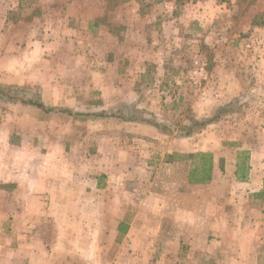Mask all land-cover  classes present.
<instances>
[{"label":"rangeland","instance_id":"1","mask_svg":"<svg viewBox=\"0 0 264 264\" xmlns=\"http://www.w3.org/2000/svg\"><path fill=\"white\" fill-rule=\"evenodd\" d=\"M262 18L264 0H0V87L57 110L0 98V177L28 169L36 194L45 196L42 179L46 195L62 189L70 231L112 230L130 205L129 236L80 234L74 244L63 234L69 264H130L125 253L131 264H192V195L214 207L243 192L244 169L229 167L246 163L241 148L264 145ZM121 106L122 117L162 126L93 116ZM203 154L217 170L200 188L189 173ZM92 200L116 210L94 215ZM162 247L171 256L161 259Z\"/></svg>","mask_w":264,"mask_h":264},{"label":"crops","instance_id":"2","mask_svg":"<svg viewBox=\"0 0 264 264\" xmlns=\"http://www.w3.org/2000/svg\"><path fill=\"white\" fill-rule=\"evenodd\" d=\"M237 154L244 155L246 163L233 162V167L229 168L233 176L240 166L244 169L240 182H236L243 192L221 196L222 199L218 200L220 204L214 207L210 195H192V264H209L212 258L216 264H264V145L243 147ZM27 170H18L12 179L4 178L3 174L0 177V264H69L68 248L62 246L69 233L75 234V240L72 239L74 244L79 243L80 234L98 235L99 240V235L105 233L113 239L118 234L124 237L133 234L134 228L128 227L125 221L130 211L127 202L120 209L121 219L112 230L98 226L86 231L84 227L76 225L70 231L68 225L61 226L60 218L67 216V211L65 203L58 199L63 196L56 194L62 189L55 188L46 195V181L42 179L40 187L45 196L36 194L34 186L38 185L27 177ZM216 170L212 163L210 180L196 186L205 188L214 179ZM21 171L25 174L23 179L20 178L23 176ZM48 182L53 185L52 180ZM54 184L56 187L62 185L57 181ZM85 202V198L76 201L77 211L84 212ZM91 208L97 216H101V212L116 210L112 204L106 207L100 200H92ZM139 232L144 233L142 229ZM63 234L66 236L64 241ZM116 246L114 242L112 248ZM120 246L134 249L126 243ZM96 248L101 250V243H96ZM54 250L58 252L57 256L53 254ZM230 250L234 255L229 257ZM161 253V259L171 256L165 247H162ZM145 257L151 256L145 253ZM124 258L131 264L132 255L125 253ZM225 258L234 261H224ZM74 262L86 264L84 258L82 261L75 259ZM99 262V258L94 257L87 263L101 264Z\"/></svg>","mask_w":264,"mask_h":264},{"label":"trees","instance_id":"3","mask_svg":"<svg viewBox=\"0 0 264 264\" xmlns=\"http://www.w3.org/2000/svg\"><path fill=\"white\" fill-rule=\"evenodd\" d=\"M264 25V18H262V20L255 24V26H263ZM0 98L8 100L10 102H19L23 105L26 106H32L38 110H41L43 113L48 114L51 112H55L57 110H53L52 108H47L45 107L42 103L38 102V101H34L32 99L29 98H24L23 96L17 95L16 92H12L10 89H5L0 87ZM225 109V108H224ZM224 109H221L218 113L221 114L222 112H224ZM123 110V106H121L120 108H116L113 112L107 114L104 112H101L99 114H94L93 116H98V117H103V118H118V119H122V120H126V121H135V120H140L142 122L145 123H150L151 125H153L156 128H160V124L156 123V121H150L148 119H136L133 117H122L121 111ZM61 112V111H60ZM62 112H66V114H71L69 111H62ZM76 116H81L80 114H75ZM215 119V117L213 118ZM211 122H213V120H208L206 122H194L193 125H197V126H206L207 124H210ZM190 125L188 127H186L184 129V131H182L181 136L182 137H188L189 135L192 134V126ZM190 157V156H189ZM200 157L203 159V163H201L200 166H195L192 171L189 173V182L192 184H203L206 183L210 180L211 178V157L208 154H203L200 155ZM169 158H174L175 160L180 159L179 155H170Z\"/></svg>","mask_w":264,"mask_h":264}]
</instances>
